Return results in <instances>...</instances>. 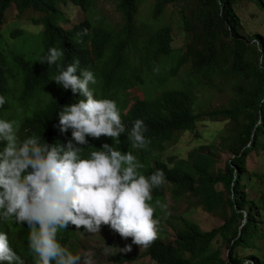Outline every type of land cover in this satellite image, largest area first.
I'll use <instances>...</instances> for the list:
<instances>
[{"label": "clouds", "instance_id": "clouds-1", "mask_svg": "<svg viewBox=\"0 0 264 264\" xmlns=\"http://www.w3.org/2000/svg\"><path fill=\"white\" fill-rule=\"evenodd\" d=\"M95 1L0 0L2 39L14 55L0 60V89L12 90L36 65L38 54L48 50L41 63L54 69L51 82L58 91L50 101L45 98L39 103L43 119H36L27 129L0 119V142L4 143L0 150V220L27 224L34 264H98L92 252H72L58 241V231L69 225L82 235L100 233L102 226H108L116 243L128 244L118 248L119 252H130L134 247L143 254L165 243L156 209H166L167 205L153 199L154 190L190 177L196 169L191 150L184 157L159 158L177 142L174 131L178 117L169 114L166 100L178 88L170 86L174 56L161 54L148 37L128 27L132 18L150 19L140 15L144 0H108L115 1L122 17L119 32L100 24L92 26ZM65 3L85 14L83 23L68 30L60 25V5ZM12 8L19 17L29 11L40 15L35 27L42 31L5 33ZM153 21L154 17L151 24ZM100 43L107 44V54L142 66H157L148 68L150 76L140 84L97 89L94 72L81 66L78 58L60 63L65 52L96 60L101 54L96 47ZM135 88L142 92V98L129 96ZM5 104L0 92V108ZM51 119L55 135L52 140H43L36 133ZM91 141L100 142L99 148L83 157L81 146ZM112 247L106 246L104 254H111ZM0 264H25L10 246L6 232H0Z\"/></svg>", "mask_w": 264, "mask_h": 264}, {"label": "trees", "instance_id": "trees-1", "mask_svg": "<svg viewBox=\"0 0 264 264\" xmlns=\"http://www.w3.org/2000/svg\"><path fill=\"white\" fill-rule=\"evenodd\" d=\"M243 1L153 0L151 3L148 0L145 1L144 17H154L153 24L137 18L128 22L129 28L148 37L161 54L174 56L173 76L189 66L177 91L166 100L169 114L178 117L174 137L181 132L193 133L197 123L211 124L210 132L214 138L210 145L190 151L196 163L192 176L170 181L167 187L154 190L153 199L161 203L166 201L171 209L182 208V212L178 216L164 213L166 219L163 220V209L157 206L161 235L166 236L165 226H168L175 238L144 251L149 264H264V259L257 256L264 257V37L241 33L242 26L234 6ZM248 1L260 9L264 21V0ZM140 3L142 5L144 1ZM169 6L179 8V23L189 38L184 51L176 55L171 47V27H160L161 16L173 20ZM96 47L101 52L96 60L65 52V59L62 58L60 63L78 58L81 66L94 72L97 80L94 88L97 89L140 84L150 76L148 68L157 66V63L142 66L114 53L107 54L106 43ZM47 52L38 54L36 65L12 90L0 89L6 98L5 106L0 108V119L15 121L20 130L29 128L36 119H43L39 103L45 98L50 101L51 95L58 93L51 82L54 69L41 63ZM13 57L2 39L0 22V60ZM233 80L236 84L230 91L231 97L225 101L219 99L216 92H221V88L217 84ZM200 96L210 100L195 113V101H199ZM53 123L51 119L49 125L36 134L43 140H52L55 135ZM99 143L91 141L89 145L81 146L83 157L98 149ZM109 144L113 145V142ZM3 146L0 142V150ZM223 153L229 154L230 158L221 168L217 164ZM253 159L257 168L251 170ZM198 212L217 218L219 225L201 228L193 221ZM0 232L8 233L10 246L25 264H34L26 223L18 225L0 220ZM57 239L72 252L95 240L105 246L121 248V244L109 237L108 226H102L100 233L82 235L74 225H69L66 230L58 231ZM224 248L226 253H223ZM141 251L132 247L130 252L111 253L108 258L121 263ZM245 251L249 256L243 257Z\"/></svg>", "mask_w": 264, "mask_h": 264}, {"label": "rangeland", "instance_id": "rangeland-1", "mask_svg": "<svg viewBox=\"0 0 264 264\" xmlns=\"http://www.w3.org/2000/svg\"><path fill=\"white\" fill-rule=\"evenodd\" d=\"M145 1L148 0H144V3L141 5L140 15H143V13H145V9H144ZM149 1L151 3L153 2V0H149ZM184 1H188L189 3L192 0H184ZM60 10L62 13V21L60 25L65 30L72 29L74 26L83 23L85 20V14L81 12V10H79L78 8L71 6L69 3L60 5ZM234 10L239 17V21L242 26V31H241L242 34L246 36L260 35L264 37L263 13L253 4V2H250L248 0H244L243 4H239L237 2L236 5L234 6ZM168 12L171 14V19L173 20L161 16L160 27L161 28L165 26L171 27L172 30L171 46L174 53L176 54L184 50L187 43L189 42V38L179 27L180 25L179 8H172L171 6H169ZM93 17L95 19V21L92 23L93 27L100 24L113 32H119L122 29L123 20L121 15L118 13L116 9L115 1L96 0L94 4ZM147 18H150V16L146 17V19ZM40 19L41 16L32 13V11H29L25 15L19 17L15 9L12 8L7 14L5 26L3 30L5 33H13L16 30H25L26 32H30V33H38L42 31V28L35 27V22L39 21ZM152 20L153 17L147 19L145 23L151 24ZM187 68H189V66H186L176 76L172 78L170 84L171 87L179 86L180 80H182L185 77V71L187 70ZM235 84H236L235 80L226 83H221V82L218 83L217 84L218 87L221 88V92H216L219 99L225 101L229 97H231L232 93L230 91ZM128 93L130 97L142 98L143 96L142 92L136 88L130 90ZM214 97L215 96H213L212 100H214ZM199 99H200L199 101H195V108H194L195 113L200 109H203L206 101L210 100L205 96H200ZM210 130H211V124L210 125L196 124L193 133L191 132L179 133L177 135L178 138L177 142L174 145L168 146L166 150L159 155L160 160H165L168 156L184 157L188 151L196 147L210 145V142L214 141L212 132H210ZM229 158H230L229 154L227 153L221 154L217 165L223 168L225 161ZM254 162H256L255 159H253L251 170L257 168V165H255ZM162 204L167 205V208L163 209V214H162V218L163 220H165L166 216L164 215V213L169 211L171 205H168L166 201H163ZM181 212H182V208H175V207H173L172 209L170 208L169 211L171 216H178L181 214ZM193 221L203 229H210L214 226H218L220 223V221L217 218L211 217L202 212L196 213L193 217ZM165 229H166L165 239L169 241H173L175 238L173 231L168 226H165ZM110 238L113 240L112 237ZM123 247L124 245L122 244L121 248ZM105 248H106L105 245L95 240L91 244L77 247L76 251L79 252L80 254H83L85 252H92L94 254L95 261L98 264H149L147 260L148 257L144 256L141 252L137 253L135 257H132V259L129 258V260L126 262L118 263L111 261L108 258V255L104 254ZM252 251L257 252L256 250L253 249ZM226 252L227 249L224 248L223 253ZM111 253L118 254L121 252H119L118 248L112 247ZM244 256H249V252L245 251L243 253V257ZM257 256L264 259V257L261 255H257Z\"/></svg>", "mask_w": 264, "mask_h": 264}, {"label": "flooded vegetation", "instance_id": "flooded-vegetation-1", "mask_svg": "<svg viewBox=\"0 0 264 264\" xmlns=\"http://www.w3.org/2000/svg\"><path fill=\"white\" fill-rule=\"evenodd\" d=\"M180 21V20H179ZM179 27L181 28V24L179 25Z\"/></svg>", "mask_w": 264, "mask_h": 264}]
</instances>
